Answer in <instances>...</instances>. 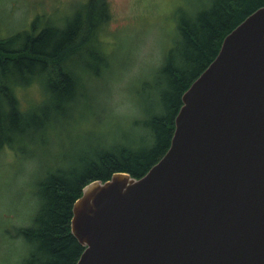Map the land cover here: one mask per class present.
<instances>
[{"label":"water","instance_id":"water-1","mask_svg":"<svg viewBox=\"0 0 264 264\" xmlns=\"http://www.w3.org/2000/svg\"><path fill=\"white\" fill-rule=\"evenodd\" d=\"M181 102L169 149L144 176L82 189L76 264H264V7Z\"/></svg>","mask_w":264,"mask_h":264},{"label":"trees","instance_id":"trees-1","mask_svg":"<svg viewBox=\"0 0 264 264\" xmlns=\"http://www.w3.org/2000/svg\"><path fill=\"white\" fill-rule=\"evenodd\" d=\"M262 7L264 0H209L197 10L173 12L176 38L158 69L146 74L133 91L136 116L126 118L132 122L129 134L122 129L127 128L126 119L106 117L99 124L80 98L79 79L97 78L108 63L91 45L96 30L107 21L104 0H89L87 14L62 29L46 26L37 31L33 25L30 31L0 40V149L36 151L62 136L67 140V147H59L66 151L60 158L64 167L43 173L30 223L14 230L13 237L27 247L21 264L77 263L83 248L71 235L70 222L82 189L114 173L139 179L162 158L183 93L215 59L223 39ZM18 84H23V91L37 84L43 102L21 109ZM112 130L114 138L109 136ZM94 134L100 138L85 143ZM22 140L26 143L20 146Z\"/></svg>","mask_w":264,"mask_h":264},{"label":"rangeland","instance_id":"rangeland-1","mask_svg":"<svg viewBox=\"0 0 264 264\" xmlns=\"http://www.w3.org/2000/svg\"><path fill=\"white\" fill-rule=\"evenodd\" d=\"M88 1L0 0V40L30 31L33 25L37 31L46 26L62 29L76 16L87 14ZM208 1L104 0L107 21L96 30V39L91 45L92 49L96 47L105 56L108 63L106 61L105 68L98 71L97 78L79 79L83 84L80 98L92 111L91 118L96 117L99 124H104L106 117L112 121L116 116L123 119L136 116L133 91L146 74H153L158 69L176 38L177 19L172 17V13L183 9L197 10L206 6ZM83 58L89 59L87 55ZM76 71L83 74L80 69ZM22 85L18 84L20 108L40 100L43 102L39 98L40 87L37 84H32L26 91ZM89 97H95V101ZM129 119L125 120L127 128L122 127L124 133L131 130ZM116 125H119L118 120ZM109 136L114 138L113 130L109 131ZM95 137L100 138L97 134L91 138L87 136L85 143L97 141ZM66 141L62 136L59 141L49 142L36 151L0 149V264L22 263L27 247L22 240L13 237L14 230L30 223L35 208L36 186L43 179V173L64 167L60 158L66 151L59 150V147L61 144L67 147ZM79 141L82 143V137ZM25 143L22 140L20 146Z\"/></svg>","mask_w":264,"mask_h":264}]
</instances>
